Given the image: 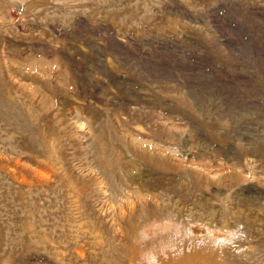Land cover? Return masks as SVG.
Wrapping results in <instances>:
<instances>
[{
  "label": "rangeland",
  "instance_id": "374dc122",
  "mask_svg": "<svg viewBox=\"0 0 264 264\" xmlns=\"http://www.w3.org/2000/svg\"><path fill=\"white\" fill-rule=\"evenodd\" d=\"M187 235L264 264V0H0V264Z\"/></svg>",
  "mask_w": 264,
  "mask_h": 264
},
{
  "label": "bare ground",
  "instance_id": "6f19581e",
  "mask_svg": "<svg viewBox=\"0 0 264 264\" xmlns=\"http://www.w3.org/2000/svg\"><path fill=\"white\" fill-rule=\"evenodd\" d=\"M192 238L193 237L191 235H187L185 237V239H182L179 242L174 241L170 238V240L165 241L163 244L165 249L158 247V249L153 250L152 253L149 255H145V256L139 255V258L136 259L135 264H153L154 262H155V264H167V263L172 264V263H174V262H172L173 260H176V259L179 260L180 258H183V256H182L183 252H182L181 248L184 246V241L187 240L186 242L188 243L189 240L190 241L193 240ZM214 242H215L214 240L209 239L208 244L214 243ZM217 242L220 244V241H217ZM174 243H176V244H174ZM196 246L197 245L192 246L193 252H191V253L187 250L188 252L185 253L187 255V258H185L186 260L190 259L196 253L199 252L198 247H200V245H198L197 248H196ZM185 251H186V249H185ZM145 260L147 262L144 263ZM180 261H181V259H180ZM134 262H135V260H134Z\"/></svg>",
  "mask_w": 264,
  "mask_h": 264
}]
</instances>
